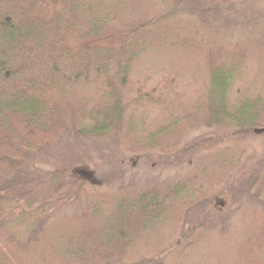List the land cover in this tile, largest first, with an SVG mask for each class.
<instances>
[{"label": "trees", "instance_id": "1", "mask_svg": "<svg viewBox=\"0 0 264 264\" xmlns=\"http://www.w3.org/2000/svg\"><path fill=\"white\" fill-rule=\"evenodd\" d=\"M219 1L0 0V264H264V157L236 145L264 132V6ZM68 131L186 170L89 191L42 169ZM223 192L262 206L218 220Z\"/></svg>", "mask_w": 264, "mask_h": 264}, {"label": "rangeland", "instance_id": "2", "mask_svg": "<svg viewBox=\"0 0 264 264\" xmlns=\"http://www.w3.org/2000/svg\"><path fill=\"white\" fill-rule=\"evenodd\" d=\"M251 4L253 5L252 8L264 6V0H220L210 14L220 10L232 15L246 16L251 14V10L249 11L248 9ZM243 37L244 32L241 31L233 40L237 42ZM198 134L200 133H193V136ZM224 135L225 133L223 132L216 135L218 136L217 150H222L230 145V143L225 142ZM116 139L117 136L114 135L105 139H98L97 141L81 142L79 138L76 139L74 133L68 131L63 135L58 145L55 146L50 165L44 166L42 169L51 170L57 167L61 160H66L63 159L64 157H68L70 163L75 166L74 173L76 178L84 180V188L96 193H101L104 190H129L136 188V186L148 188L156 182L168 179L176 180L186 170V167H178L173 164V160L166 162L165 158L158 153H145L139 156L125 154L117 148ZM244 143L248 148L246 154L248 160L247 164H241V170L247 174L250 168L264 157V132L260 136L247 138L244 142L236 145L243 146ZM202 149L206 150L205 145L198 150L199 155L203 153ZM223 160L224 157H221L222 162ZM222 196L226 202L223 205L219 204L216 215L218 220H227L231 215L235 214L236 209L241 208L239 205L247 202L262 206L250 193L238 195L236 199L234 196L226 195V192H223ZM69 209H73V207ZM62 211L65 212L68 209H63ZM70 212L74 213L75 210ZM174 245L175 251L180 250L184 245V239L176 241ZM165 258L166 255L162 256V258H152L139 264H165L163 260ZM112 264L121 263L114 261Z\"/></svg>", "mask_w": 264, "mask_h": 264}]
</instances>
